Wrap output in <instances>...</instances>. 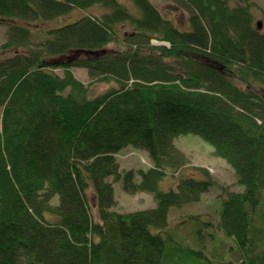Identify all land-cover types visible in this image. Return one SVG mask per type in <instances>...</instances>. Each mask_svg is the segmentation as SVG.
Here are the masks:
<instances>
[{
  "label": "trees",
  "instance_id": "1",
  "mask_svg": "<svg viewBox=\"0 0 264 264\" xmlns=\"http://www.w3.org/2000/svg\"><path fill=\"white\" fill-rule=\"evenodd\" d=\"M129 1L0 0V264H264V10L168 0L187 13L178 25L154 0ZM70 50L82 55L49 58ZM73 67L115 83L88 97ZM185 134L243 189L190 165L175 145ZM127 148L150 167L121 169ZM116 185L156 205L116 211ZM214 186L212 215L169 219Z\"/></svg>",
  "mask_w": 264,
  "mask_h": 264
},
{
  "label": "rangeland",
  "instance_id": "2",
  "mask_svg": "<svg viewBox=\"0 0 264 264\" xmlns=\"http://www.w3.org/2000/svg\"><path fill=\"white\" fill-rule=\"evenodd\" d=\"M124 3L128 4L131 7V3L129 0H122ZM257 6L264 10V0H253ZM154 4L167 16L171 18H175V22L179 25L183 22L184 18L186 17L187 13L184 10L177 8V6L173 5L172 2L168 0H154ZM132 8V7H131ZM134 8V7H133ZM101 10L98 6H93L86 11L74 9L65 17H61L56 21H50L46 23L47 26H52L56 22L57 24L66 23V22H73L77 20L79 17L82 16L85 12H92L99 14ZM254 15L257 19L261 18V10L255 9ZM29 25H33L35 27L36 23H32ZM32 26V27H33ZM34 28V27H33ZM124 28H127L126 26ZM6 31L7 27L5 24H0V45L6 39ZM119 47V45L115 42L110 43L107 45L108 50H115ZM74 55H82L81 52H75L70 50L63 55H56L49 57L52 60H61L64 58H70ZM56 74L62 75V70L57 68L54 70ZM73 76L77 79L82 81L84 84L90 83V78L87 75V71L83 68H72ZM115 82H95L90 83L89 90H88V97H94L98 95L111 86L114 85ZM116 85V84H115ZM264 93V91H263ZM1 110V109H0ZM0 121H1V111H0ZM1 128V122H0ZM175 145L186 155L189 159L190 165L195 166H202L205 167L209 173L216 179L217 182L223 185H228L230 190L240 191L243 187L240 184H236V180L234 177V171L232 167L227 164L225 160L221 157L214 154L213 147L202 140L200 137L194 134H185L181 135L176 138ZM119 162L121 165V169H134V168H143L146 169L150 167L151 160L147 152L135 150L134 148H127L126 150L122 151L119 155ZM166 178L162 181V188L167 189L168 187L172 186L173 179L171 176H165ZM218 189L211 188L209 191L203 193L200 197L199 201L178 207V208H171L169 213V219L173 222H176L178 218L188 214V213H208L212 215V210L216 200V196L218 194ZM116 198H117V205L115 206L114 210L121 211V212H129L141 209H147L154 207L156 205L155 200L153 199V195L146 192H139L137 194H129L121 190L119 185H116ZM225 243L227 241L225 240ZM208 247L211 248V245L208 244ZM208 248V249H209ZM226 257H229V253H227Z\"/></svg>",
  "mask_w": 264,
  "mask_h": 264
},
{
  "label": "water",
  "instance_id": "3",
  "mask_svg": "<svg viewBox=\"0 0 264 264\" xmlns=\"http://www.w3.org/2000/svg\"><path fill=\"white\" fill-rule=\"evenodd\" d=\"M260 23H261V21H257L256 24H255L259 28V30H260V28L262 26V24H260Z\"/></svg>",
  "mask_w": 264,
  "mask_h": 264
}]
</instances>
